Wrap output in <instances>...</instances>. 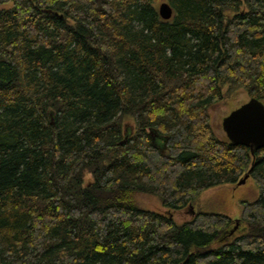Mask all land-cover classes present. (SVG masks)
Returning a JSON list of instances; mask_svg holds the SVG:
<instances>
[{"label": "trees", "instance_id": "16d2710c", "mask_svg": "<svg viewBox=\"0 0 264 264\" xmlns=\"http://www.w3.org/2000/svg\"><path fill=\"white\" fill-rule=\"evenodd\" d=\"M158 1L0 0V264H264V147L208 113L264 104V0ZM246 172L234 225L174 219Z\"/></svg>", "mask_w": 264, "mask_h": 264}, {"label": "rangeland", "instance_id": "374dc122", "mask_svg": "<svg viewBox=\"0 0 264 264\" xmlns=\"http://www.w3.org/2000/svg\"><path fill=\"white\" fill-rule=\"evenodd\" d=\"M160 2L161 0L158 1L157 8ZM248 99L249 96L246 92L242 88L236 87L229 94L224 95L222 100L208 108L210 124L218 137L226 138L221 126L222 118ZM89 178L87 175L85 180ZM257 196V184L254 178L249 176L242 184H225L206 189L200 193L195 203H188L183 209L174 211L173 217L177 222H181L192 218L197 210L214 211L230 216L233 219L232 225H234L235 220L240 217L242 202L245 200L253 201ZM136 199L138 204L143 207L157 211H166V207L162 206L159 199L154 195L138 194ZM242 230L243 228H239L234 235L239 234Z\"/></svg>", "mask_w": 264, "mask_h": 264}, {"label": "water", "instance_id": "95a60500", "mask_svg": "<svg viewBox=\"0 0 264 264\" xmlns=\"http://www.w3.org/2000/svg\"><path fill=\"white\" fill-rule=\"evenodd\" d=\"M159 16L167 20L173 15V8L166 0L158 4ZM222 129L232 144L247 146L250 152L264 147V104L255 97H250L232 109L222 118ZM152 137H155L150 132ZM246 172L237 184H242L248 177Z\"/></svg>", "mask_w": 264, "mask_h": 264}]
</instances>
